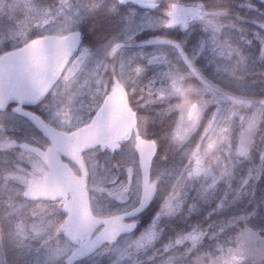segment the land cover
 Wrapping results in <instances>:
<instances>
[{
	"label": "clouds",
	"instance_id": "9594fccd",
	"mask_svg": "<svg viewBox=\"0 0 264 264\" xmlns=\"http://www.w3.org/2000/svg\"><path fill=\"white\" fill-rule=\"evenodd\" d=\"M139 2L34 0L0 18V59L21 61L27 103L39 113L0 104L32 128L18 137L0 126V264H264V10L250 4L257 14L245 21L228 6L208 12L200 0H177L182 28L200 33L203 64L178 56L145 96L142 72L121 71L127 30L151 14ZM101 12L121 27L92 44L82 29ZM66 33L71 40L58 39ZM254 64L259 95L246 91ZM117 83L119 119L108 99ZM157 123L166 124L159 136ZM138 138L152 158L177 162L153 169L150 159L146 174ZM37 182L50 198L32 197ZM154 200L159 208L137 231ZM193 215V225L167 230Z\"/></svg>",
	"mask_w": 264,
	"mask_h": 264
},
{
	"label": "rangeland",
	"instance_id": "374dc122",
	"mask_svg": "<svg viewBox=\"0 0 264 264\" xmlns=\"http://www.w3.org/2000/svg\"><path fill=\"white\" fill-rule=\"evenodd\" d=\"M39 2L52 3L53 0H39ZM72 2H76V0H72ZM91 2L99 3L101 2V0H92ZM176 2L177 0H170L165 1L164 3L157 2L156 4L149 6L148 9H151V14H146L142 18H137V20L130 26V29L127 30V51L123 56L121 71L122 74L126 77L134 75L136 72H142V79L139 88H143L145 96L148 95L149 89L152 84L158 82L155 73H157L164 65L168 63H175L178 56L183 55V58L188 61H194L198 65L203 64V60L200 58L202 45L199 47L196 46L197 38L200 35L199 31L191 33L193 39L189 43L165 40L158 37L160 34L164 35L163 33H160V28L165 29L164 25L169 20L170 6L172 4H175ZM179 2L186 4L192 2V0H179ZM33 3L34 0H0V18L6 15H14L15 10L18 7H24L26 10L30 9ZM250 4L251 3H249V1H245L241 4V7H243V9H245V11L247 12L246 15L252 12L248 8ZM205 10L208 12H214L220 11L222 9L218 7L208 9L205 6ZM256 14L257 13H253L252 16H255ZM165 17L167 18L165 19ZM115 18L117 27L120 29V20L117 17ZM20 19L22 22L21 26H23L24 18L21 17ZM179 28L182 27H178L177 30H179ZM67 34L68 33H66L65 35ZM129 56L132 57L131 62H129L128 60ZM118 64H120V61H118ZM106 75H108L109 79L111 80V73H106ZM219 103L221 106H223L225 101L220 100ZM0 116V119H2L3 122L7 121L15 129V131L12 133L13 135L18 137L32 136V128L30 127L28 122L21 120L17 116H6V114H1ZM165 127L166 124L157 123L152 130L153 134L159 136ZM0 155H3L2 150H0ZM174 162H177V157L169 153L166 159H161L159 156L156 163L154 165L152 164L151 166L153 169L168 167L169 165H173ZM195 163L198 165L199 159H197ZM162 189L167 190V185H162ZM157 202V208H159L160 201L158 200ZM197 220L198 217L194 215L190 217H177L168 224L167 230L169 232H176L193 225Z\"/></svg>",
	"mask_w": 264,
	"mask_h": 264
},
{
	"label": "water",
	"instance_id": "95a60500",
	"mask_svg": "<svg viewBox=\"0 0 264 264\" xmlns=\"http://www.w3.org/2000/svg\"><path fill=\"white\" fill-rule=\"evenodd\" d=\"M157 1L161 0H140V2L138 3V7H148ZM257 1L261 3V0ZM117 2L119 3L120 0H117ZM125 2H127V0H125ZM133 2H136V0H133ZM173 5H171L170 7L169 22L166 23V28L172 27L177 23L183 24L185 22V17L183 16V14L178 12ZM58 39L71 40L72 35L71 33H69L63 37H59ZM31 57L33 61H38L41 57L40 50H33V52L31 53ZM23 71L24 69L21 66V61L16 59H0V104L6 103L7 107L9 105L14 104L15 106L12 108V110L16 109L17 112L22 110L24 113L27 114L30 112L24 109V107L30 106L27 103V99L30 95V89L25 86L21 78V73ZM108 99L113 109L117 113V118L119 119L120 113L124 109V90L120 87L118 83L112 88L111 92L109 93ZM2 111L3 110H0V112ZM22 117L27 119L26 115ZM121 126L123 127V125ZM124 130L126 131V127L124 128ZM137 147L144 154V171L147 174L149 170V160L152 159L151 151L147 142H145V140L142 138H138ZM31 195L33 198L43 199L50 198L52 194L49 191L45 190L42 182H37L33 186V191ZM68 227L69 229H71L73 226L69 224Z\"/></svg>",
	"mask_w": 264,
	"mask_h": 264
},
{
	"label": "trees",
	"instance_id": "16d2710c",
	"mask_svg": "<svg viewBox=\"0 0 264 264\" xmlns=\"http://www.w3.org/2000/svg\"><path fill=\"white\" fill-rule=\"evenodd\" d=\"M89 3L92 1L88 0ZM245 1H249V3L255 5L258 9L264 10V5L255 1V0H200L206 8H221L223 9L225 6H228L231 8L232 12L236 15L241 16L245 21H251L254 16L252 12H250L248 15L245 9L241 7V4ZM92 3V2H91ZM164 3V2H161ZM178 26L173 27L171 29H162L160 28V33H163L164 35H159L158 37L165 40H171L176 42H185L189 43L193 36L186 32L183 28H179L177 30ZM83 31H85V37L86 39L92 43V44H98L103 43L109 36H112L114 34H117L119 31V28L116 24V18L115 16L106 15L104 13H97L93 16H90L86 22V24L83 26ZM254 55L259 54L258 48L253 50ZM259 65L254 64L251 66V71L256 73L257 75H254L250 77V80H255L256 83L251 84L247 89L248 94H256L259 95L261 92V83L258 79V71H259ZM225 87H228V85H225ZM32 112H37L36 109L31 108ZM37 114H39L37 112ZM159 158V155L153 159V165L156 163L157 159ZM158 200H154L151 203V206L145 210L143 213L140 214V224L138 225L137 230L143 227L147 224L150 217L155 213V211L158 209ZM260 221L258 220L257 223Z\"/></svg>",
	"mask_w": 264,
	"mask_h": 264
},
{
	"label": "flooded vegetation",
	"instance_id": "af4514ba",
	"mask_svg": "<svg viewBox=\"0 0 264 264\" xmlns=\"http://www.w3.org/2000/svg\"><path fill=\"white\" fill-rule=\"evenodd\" d=\"M0 115H1V113H0ZM0 117H1V116H0ZM2 124H3V120L0 119V126H2Z\"/></svg>",
	"mask_w": 264,
	"mask_h": 264
}]
</instances>
